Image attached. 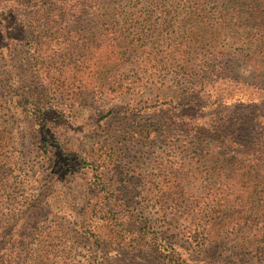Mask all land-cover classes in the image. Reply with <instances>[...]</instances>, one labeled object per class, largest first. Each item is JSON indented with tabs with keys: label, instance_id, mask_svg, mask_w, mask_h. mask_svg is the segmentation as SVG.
<instances>
[{
	"label": "rangeland",
	"instance_id": "obj_1",
	"mask_svg": "<svg viewBox=\"0 0 264 264\" xmlns=\"http://www.w3.org/2000/svg\"><path fill=\"white\" fill-rule=\"evenodd\" d=\"M27 1L0 0V25L12 23L15 17L17 24L28 25V40L42 38L49 44L47 49L54 47L38 63L46 67L55 57V70L43 68L29 80H42L44 87L50 79L66 82L50 89L56 94L45 99L50 108L46 118L36 121L18 110L17 115L9 112L6 122H0V130L5 128L1 144H7L9 153L1 169L5 176L0 177V242H10L13 264H90L92 251L87 238L77 234L76 223L97 189L90 186L95 176L83 160H105L107 179L115 184L111 191L116 207L126 196V205L141 211L142 219L146 216L155 221L162 211L169 217V162H177L184 155V144L190 145L186 140L173 145L169 141V122L182 115L179 105L188 101L202 104L201 109L184 112L199 119L220 117L222 111L233 112L234 107L253 103L264 113V74L255 73L240 60L229 63L224 58L201 81L196 75L205 59L195 56L190 61L180 56L189 47L194 55L202 53L201 48L204 52L227 49L233 43L239 47L237 36L243 31L211 28L219 11L213 3H207L204 16L192 22L191 18H177L182 10H169V0H102L101 6L96 0H73L69 4L72 10L65 16H45L44 10L28 16ZM109 2L117 11H107ZM40 17L46 26L35 31L33 24ZM107 22L110 32L138 35L135 57L125 56L118 67L106 66L102 38V47L91 56L95 48L89 40L96 31L107 34ZM191 32H196L192 42L186 41ZM11 34V40L0 41L3 55L17 65L33 66V50L20 43L21 34ZM62 49L65 56L54 53ZM64 69L67 72L61 73ZM110 79L117 80L120 88H109ZM70 83L74 88L67 89ZM190 85L193 88L185 91ZM199 119L197 123H203ZM187 157L183 160L188 161ZM72 159L79 167L70 171ZM208 167L215 178L217 172L209 164L183 170L180 186L188 198L194 196L201 202L219 190L218 181L206 180ZM235 202L230 200L228 205L235 207ZM220 256L212 264H228L229 254ZM112 257L106 263L128 264ZM128 259L131 264H159L141 254Z\"/></svg>",
	"mask_w": 264,
	"mask_h": 264
},
{
	"label": "trees",
	"instance_id": "obj_2",
	"mask_svg": "<svg viewBox=\"0 0 264 264\" xmlns=\"http://www.w3.org/2000/svg\"><path fill=\"white\" fill-rule=\"evenodd\" d=\"M72 1L28 0L25 11L28 16H38L43 10L45 16L52 13L65 16L72 10L69 7ZM96 1H100L101 6L107 0ZM110 3L106 7L107 11H117L118 7L112 8ZM207 3L215 4L219 10L217 21L211 20V28H234L243 32L237 36L240 40L236 41L240 42L239 47H233V43L227 49L213 48L204 52L201 48L200 51L203 52L195 55L192 47L183 53L180 52V56L187 57L190 61L199 56L205 59L203 69L196 77H201L202 81L204 75L205 78L210 76L214 63L224 58H228L229 63L240 60L243 65L248 64L255 73L264 74V0H169V10H182L176 15L177 18H191V21L195 22L204 16L202 13ZM12 21L8 25H0V41L11 40L12 31L21 34L20 43L27 45L28 50H33L36 61L33 66L17 65L13 59L3 55L0 47V122L5 123L6 114L11 112V115L15 116L18 110L40 121L46 118L50 111L45 99L52 93L56 94L50 89L52 86H64L66 79L62 82L59 79H50L48 87L43 86L42 80H29L28 77H34L43 68L55 70V57L49 59L53 63L46 67H43V63H38L46 51L54 47L47 49L49 44L42 41V38H38L40 40L37 42L35 37L28 40L25 33L28 25L17 24L15 17ZM107 25V34L106 31L104 34L96 31L89 40L95 48L91 50V56L102 47L103 39L104 55L108 58L106 66L118 67L125 56L135 57L138 52L135 44L138 35L127 34L122 30L110 32L111 24L107 22ZM42 26L46 25L40 17L33 24V29L37 31ZM192 33L196 32H191L186 41L192 42ZM82 48L77 47V50ZM64 51L62 49L54 53L65 56ZM133 66L136 64L133 63ZM66 72L64 69L61 73ZM108 84L109 88L119 87V82L115 79H110ZM72 88L73 83H70L67 89ZM189 88L193 86L190 85L185 91L191 90ZM261 89L263 91L264 86ZM179 107H182V115L169 122V141L173 142V145L174 142L186 140L190 145L184 144V155L177 159V162H169V217L166 211H162L160 218L155 221L146 216L142 219L141 211L126 205L129 201L126 196L122 200L123 203L116 207L111 191L115 184L112 183L113 180L109 183L107 179L105 160H83V164L87 165L95 176L90 186L97 189L95 197H89V202L85 205V210L78 215L79 222L76 223L77 234L87 238L92 251L90 264H108L106 261L110 263L112 256L123 258L131 264L133 261L128 257H139L140 254L150 262L159 264H212L213 260H220V255L227 253L230 256L228 264H264V113L253 103L234 107L233 112L222 111L220 117L199 119L188 117L184 112L193 108L201 109L202 104L188 101ZM198 119L203 120V123H197ZM4 131L5 128L0 130V177L5 176V171L1 169L9 160V153L5 149L7 144H1L5 138L2 136ZM186 155L188 161L183 160ZM70 164V171L79 167L76 159L70 160ZM201 164L214 167L216 177L209 175L211 168L208 167L206 180L218 181L219 190L204 197L200 202L194 196L188 198L189 195L180 186V181L183 170ZM158 197L162 199L163 195ZM230 200L236 201L237 205L229 206ZM233 215L238 218L232 219ZM13 263L10 242H0V264Z\"/></svg>",
	"mask_w": 264,
	"mask_h": 264
}]
</instances>
